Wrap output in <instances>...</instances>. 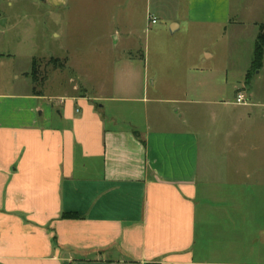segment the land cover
Masks as SVG:
<instances>
[{"label":"crops","instance_id":"crops-1","mask_svg":"<svg viewBox=\"0 0 264 264\" xmlns=\"http://www.w3.org/2000/svg\"><path fill=\"white\" fill-rule=\"evenodd\" d=\"M30 1L67 28L74 15L120 22L109 29L114 42H103L107 53L131 37L134 15L143 16V0ZM163 1L145 17L174 34L183 26L165 17ZM171 3L177 14L178 0ZM181 8L186 28L264 24L262 9L233 20L230 0H181ZM65 52L61 69L88 79L66 65ZM209 58L205 52L200 62ZM180 59L168 61L181 81L151 97L145 83L104 93L71 76L67 89L51 93L46 80L35 88L26 67L12 69L14 81L1 75L0 264H264V87L252 84L264 49L259 66L249 59L229 82L244 103L215 99L211 87L209 97H195L189 77L197 69ZM164 103L175 105L174 116Z\"/></svg>","mask_w":264,"mask_h":264},{"label":"rangeland","instance_id":"rangeland-1","mask_svg":"<svg viewBox=\"0 0 264 264\" xmlns=\"http://www.w3.org/2000/svg\"><path fill=\"white\" fill-rule=\"evenodd\" d=\"M155 1H142L143 16L134 15L131 37L121 41L107 53L109 49L103 42H114L110 35L108 38L109 29L111 26L120 25L118 21L111 23L109 16L105 15L102 18L106 23L96 25L90 20L88 22L86 15H82L84 18L80 19H76L74 15L70 18L71 24L67 28V25L50 17L43 6L34 5L30 0H11V6H8L7 0H0V18H8L7 25L0 26V78L5 73L7 80H13L10 76L12 69L20 70L23 67L32 73L30 61L25 58L32 53L36 57L35 73L32 74L35 88L40 87L46 80L43 89L59 93L67 89L68 80L73 76V82L81 83L85 80L95 87L89 89L90 91L103 87L104 93L110 91L112 84L118 87L130 85L134 89H141L145 83L149 89L147 95L151 97L154 96L155 89H165L168 84L175 85L181 81L173 78L174 65L168 60L170 56L181 58L183 56V59H180V67L187 65L197 69V72L193 71L189 77V87L196 89L193 91L195 97H209L205 95L204 89L209 90L206 87H211L215 90L211 97L223 101L234 100L235 94L231 92L229 82L238 77L236 75L238 70L250 65L254 53L251 44L255 40V35L259 33V28L253 30L249 23L241 27L229 24L186 28L181 0H178L177 14L171 7L173 4L171 0H164L162 10L165 17H176L183 26L180 31L171 34L169 26L166 27L160 18L153 24L145 17L147 6L154 7ZM230 1L233 20L247 19L250 17L248 13L254 9L264 10V0ZM138 8H141V5ZM89 17L98 19L94 13ZM52 32L60 33L61 37L51 38ZM92 44L94 46L91 47ZM66 48L71 53L72 61L66 65H76L81 75L88 76V79H77L71 69H61L57 66L66 57ZM205 52L209 53L211 58L202 63L200 61L204 59ZM128 54H132L131 58L127 56ZM53 58H59V61L54 62ZM201 69L204 71L202 74L199 73ZM210 71L213 74L211 77ZM257 71L258 69L255 70ZM253 79L252 84L255 88L264 87V65L261 75L257 77L253 74ZM163 105L165 114L174 116L172 111L175 105L170 103Z\"/></svg>","mask_w":264,"mask_h":264},{"label":"trees","instance_id":"trees-1","mask_svg":"<svg viewBox=\"0 0 264 264\" xmlns=\"http://www.w3.org/2000/svg\"><path fill=\"white\" fill-rule=\"evenodd\" d=\"M263 49H264V24H261L259 26V33L257 36V39L255 41V46H254V53H253V60H252V65L253 67H257L260 65L261 60H262V54H263ZM59 61L58 59H54V62ZM35 64H36V59L32 60V73L31 75L35 73ZM59 67L64 66V62H59L57 65ZM34 77V76H33ZM63 217L66 218H77L78 215L75 213H63Z\"/></svg>","mask_w":264,"mask_h":264},{"label":"built area","instance_id":"built-area-1","mask_svg":"<svg viewBox=\"0 0 264 264\" xmlns=\"http://www.w3.org/2000/svg\"><path fill=\"white\" fill-rule=\"evenodd\" d=\"M151 22H152V23H155V22H156V19H155V18H151ZM245 101H246V99H245V94H244V92L239 91V92L236 94L235 102H236V103H244Z\"/></svg>","mask_w":264,"mask_h":264}]
</instances>
